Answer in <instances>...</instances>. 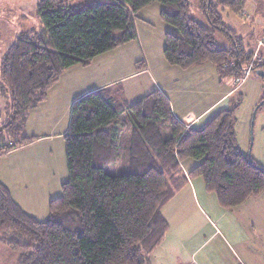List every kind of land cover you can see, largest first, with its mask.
<instances>
[{
	"label": "trees",
	"instance_id": "1",
	"mask_svg": "<svg viewBox=\"0 0 264 264\" xmlns=\"http://www.w3.org/2000/svg\"><path fill=\"white\" fill-rule=\"evenodd\" d=\"M75 1L37 0L41 27L17 33L1 54L0 154L31 141L27 114L63 71L136 37L135 15L151 2L172 26L163 49L168 64L211 63L220 78L237 81L252 56L219 14L240 15L247 0H201L207 24L191 15L189 0ZM216 28L230 47L216 44ZM263 66L257 61L252 71L264 76ZM239 102L233 98L185 127L159 89L131 103L113 100L106 87L84 94L71 106L63 134L67 178L46 218L23 210L0 182V242L18 253L16 264H150L168 229L161 208L188 177H201L224 208L264 190V167L236 142ZM188 158L195 164L185 174L181 163Z\"/></svg>",
	"mask_w": 264,
	"mask_h": 264
},
{
	"label": "crops",
	"instance_id": "2",
	"mask_svg": "<svg viewBox=\"0 0 264 264\" xmlns=\"http://www.w3.org/2000/svg\"><path fill=\"white\" fill-rule=\"evenodd\" d=\"M1 1L2 10H17L20 17L25 18L21 8L24 0ZM36 2L29 0L31 8ZM134 25L136 37L133 40L95 56L87 65H75L63 71L48 89L45 100L27 114L25 131L31 141L0 154V182L8 187L21 208L33 216L42 212V208L44 212L47 205L46 200H42L44 196L40 207L36 204L38 194L33 195L34 189L39 181L47 180L49 174L60 169L48 159L46 147H41L44 153L31 149L41 141L52 142L59 138V135L49 134L58 132L49 130V133L37 134L35 128L52 127L64 134L72 103L84 94L106 87L113 100L131 103L159 89L168 99L174 117L185 127L206 118L216 108L230 105L226 100L233 97L234 89L219 84L212 88L210 80L200 74L208 69L212 79L213 67L202 64L183 69L163 59L165 33L172 26L161 19L157 1L139 9ZM188 72L198 75L189 86L184 79L188 78ZM3 107L0 94V112ZM194 164L190 158L181 163L185 174ZM66 171L67 167L62 176L65 177ZM62 176L59 180L54 177L60 187L67 178L62 179ZM250 201L261 209L258 208V215L253 213L249 218L245 207ZM161 213L168 229L153 251L150 264H264V190L233 208H224L215 193L206 190L201 177H188L187 183L162 206Z\"/></svg>",
	"mask_w": 264,
	"mask_h": 264
},
{
	"label": "rangeland",
	"instance_id": "3",
	"mask_svg": "<svg viewBox=\"0 0 264 264\" xmlns=\"http://www.w3.org/2000/svg\"><path fill=\"white\" fill-rule=\"evenodd\" d=\"M9 1V0H4ZM91 0H76V3L90 2ZM191 3V15L199 20L200 22L207 24V17L203 12L201 6V0H189ZM255 3V7L250 3ZM24 4H21V8L25 13V18L20 17L17 13V10L6 9L2 10V6H0L1 13L0 15V57L4 52L5 48L12 42L15 35L20 31L27 30L29 28H34L38 30L41 27L40 21L35 16V6L31 8L29 5V0H24ZM2 1L0 0V4ZM244 8L249 9V13L247 12L245 15L230 13L225 10H219V14L223 17V23L231 29L237 36L242 38L244 45L247 48L255 49L256 41L260 37L264 35V0H248V3L244 6ZM242 8V9H244ZM34 9V12L32 13ZM241 9V10H242ZM244 9V10H246ZM247 11V10H246ZM2 20V22H1ZM213 38L217 45L230 47L231 41L224 34L223 31L218 28L214 29ZM162 56H164L162 54ZM261 56L264 61V51H261ZM164 59V57H163ZM203 65H210L214 69V77L211 79L210 70L203 69L200 74L204 75V78L210 80V87H216V84L221 85V87H226L228 89L234 88L233 97H228L226 103H230L233 98L237 100L240 99V102L236 104V122H235V135L236 142L239 146V149L252 157L256 162H259L260 165L264 164V103L260 104L263 96H264V76H262L260 70H253L251 73L246 76L244 81L238 84V81L234 80V78H220L217 74L215 66L211 63H205ZM200 66V65H199ZM193 66V67H199ZM190 68V67H189ZM264 71V66L262 67ZM199 73V72H198ZM186 75H189L188 78H184L187 82V86L192 83L193 78H197V74L192 72H188ZM131 81V80H130ZM238 97V98H237ZM4 100V98H3ZM227 104V105H228ZM5 101L4 107L0 112V124H2L5 120ZM49 125V124H48ZM49 127L47 130L42 129L40 126L35 128V132L37 134H44L45 132H58V133H49L59 135V138L51 140L41 141L31 149L33 152L42 150L44 153V149L41 147H46L48 159L50 162L52 160L60 166V169L52 172V174L48 175L47 180L39 181L37 189H34L33 195L36 193L38 197L36 199L37 205L40 207L41 197L42 200H46L47 205L42 208V212H37L35 217L39 220H43L46 218L48 214V203L51 198H54L60 193V183L54 181V177L56 180H59L62 174H65L66 170V158H65V144L63 139V133L59 132L60 129H51ZM26 127L24 128V130ZM26 134H29L25 131ZM30 136V135H28ZM26 144V143H25ZM58 168V166H56ZM183 171V165H181ZM264 167V166H263ZM107 168L106 170H109ZM185 173V171H184ZM64 176H62L63 179ZM67 177V171L64 179ZM55 190H57L55 192ZM50 198L48 199V197ZM260 207H257L250 201L245 207V211L247 216L252 217L253 213L255 215L259 214ZM18 253L15 250L10 249L5 244L0 242V264H16Z\"/></svg>",
	"mask_w": 264,
	"mask_h": 264
},
{
	"label": "built area",
	"instance_id": "4",
	"mask_svg": "<svg viewBox=\"0 0 264 264\" xmlns=\"http://www.w3.org/2000/svg\"><path fill=\"white\" fill-rule=\"evenodd\" d=\"M256 2L257 1H255L254 3H250V4L255 7ZM247 3H248V0H247ZM244 9H246V8H244ZM244 9H242L240 11L241 14L245 15L247 12L249 13V9H246L247 11ZM255 47L256 48L253 50L250 60L248 61L247 64H245L242 67V72H243L242 76L237 80L239 83L244 81L246 76H248L251 73V71H252V69H253V67L257 61L263 60L262 56H261V51H264V35L262 37H260L259 39H257Z\"/></svg>",
	"mask_w": 264,
	"mask_h": 264
}]
</instances>
